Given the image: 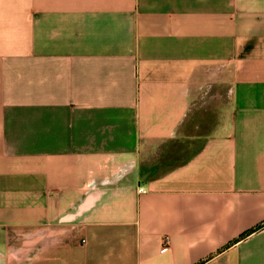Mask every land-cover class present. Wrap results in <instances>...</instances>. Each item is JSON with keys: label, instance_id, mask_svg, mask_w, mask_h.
<instances>
[{"label": "crops", "instance_id": "crops-1", "mask_svg": "<svg viewBox=\"0 0 264 264\" xmlns=\"http://www.w3.org/2000/svg\"><path fill=\"white\" fill-rule=\"evenodd\" d=\"M0 264H264V0H0Z\"/></svg>", "mask_w": 264, "mask_h": 264}, {"label": "rangeland", "instance_id": "rangeland-1", "mask_svg": "<svg viewBox=\"0 0 264 264\" xmlns=\"http://www.w3.org/2000/svg\"><path fill=\"white\" fill-rule=\"evenodd\" d=\"M211 120H215V118H211ZM205 127H199L198 129H191L190 131L191 133H195V132H202L203 129ZM196 140L192 139V138H186L185 140L181 141V142H175V141H171L167 144H165L164 146L161 147L162 151L165 149V152L167 153L168 161H173L175 158L180 157L181 155H185L187 153L190 152V150H192L194 148V146H196Z\"/></svg>", "mask_w": 264, "mask_h": 264}]
</instances>
